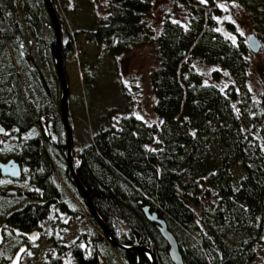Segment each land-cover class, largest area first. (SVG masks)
<instances>
[{
    "label": "trees",
    "instance_id": "trees-1",
    "mask_svg": "<svg viewBox=\"0 0 264 264\" xmlns=\"http://www.w3.org/2000/svg\"><path fill=\"white\" fill-rule=\"evenodd\" d=\"M240 1L264 33V0ZM181 2L186 21L165 17L156 36L158 65L151 70L150 83L156 96L153 109L161 120L160 127L146 125L150 136L143 137L138 133L137 118L133 114L122 116L116 124L99 126L94 142L81 152L76 153L71 147L72 163L98 215L114 238L128 247L122 250L127 264H153L143 247L153 253L157 264H166L164 258L172 264L168 244L161 235L163 248L157 243L154 237V232L159 233L157 224L147 220L142 211L144 205H149L166 222L172 219L183 229L197 231L192 244L177 242L183 264H250L256 255L255 244H264V91L257 101L246 91L248 47L241 38L234 40L232 22L218 21L221 12L217 1ZM52 3L62 20L57 1ZM151 9V0H110L107 21L94 22L92 28L75 26L72 31L75 35L88 34L89 42L104 47L111 56H119L145 45L154 36L146 18ZM30 14L34 16L33 12ZM18 33L20 29L14 23L13 30L4 38L11 41ZM4 38L0 36L1 41ZM51 48L54 51L53 43ZM62 49L65 69V46ZM199 61L212 65L211 82H206L196 69L195 63ZM1 68L11 73L0 86V120L20 134L36 125L44 131V114L49 109L46 102L42 100L37 106L32 100L23 99L18 73L6 66L0 50ZM93 80L89 74L88 85ZM37 82L47 95L49 88L42 73ZM242 87L247 103L244 110L237 112L235 105L239 103ZM54 106L59 114L53 116L46 129L67 157L68 134L61 103ZM68 122L73 133L69 116ZM154 135L160 140L163 156L148 147ZM44 137L45 142L37 135L20 146V160L33 183L28 194L36 200L7 220L24 228L37 226L57 207L72 216L82 215L81 211L69 210L62 201L63 192L56 183L55 166L47 150L46 132ZM215 137L224 142L227 150L217 158L205 160L204 148ZM235 158L244 171L238 186L228 177ZM180 161L188 171L199 170V178L189 185L179 184L183 171L174 164ZM165 163L171 165V170L158 173V167ZM66 176L73 182L69 168ZM87 209L90 221L104 233L88 206ZM225 226L243 231L245 238L232 246L226 238ZM76 241L66 245L55 238V249L62 255L68 249L77 264H98L99 250L95 247L88 251ZM52 259V264H60L55 257ZM5 261L0 258V264Z\"/></svg>",
    "mask_w": 264,
    "mask_h": 264
},
{
    "label": "rangeland",
    "instance_id": "rangeland-1",
    "mask_svg": "<svg viewBox=\"0 0 264 264\" xmlns=\"http://www.w3.org/2000/svg\"><path fill=\"white\" fill-rule=\"evenodd\" d=\"M32 1H34L33 5ZM56 1L57 8L63 17L61 20L58 14L62 46L66 48L67 106L70 124L73 128L72 149H75L76 153L81 152L94 142V135L99 126L107 127L116 124L122 116L130 114L138 120V133L148 138L150 134L145 126L160 127L161 125V120L153 109L156 96L150 83L151 70L158 65L156 36L165 17L178 22L186 21L187 17L181 0H151L152 9L146 14V18L151 23L154 36L145 45L133 48L129 53L119 56H111L104 47L89 42L88 34L75 35L72 31L75 26L92 28L94 22L107 21L110 0ZM216 1L221 12L218 21L221 23L222 20H228L235 26L234 40L239 37L246 44L245 36L253 33L261 41L257 52L248 49L249 63L244 80V87L247 88L246 91L249 92L250 98L257 101L264 91L262 26L253 19L240 0ZM0 9L1 38L11 33L14 23L20 29L18 33L20 35L13 36L11 41L5 38L3 41L0 40V43L5 46L0 45V50L6 59V66L18 73L20 89L26 102L32 100L37 106L42 100L46 102V107L49 109L44 114V119L46 118L50 126L53 116L59 114L54 105L58 104L59 107L62 88L55 66L54 51L51 48V43L55 42V34L45 2L44 0H0ZM31 12L34 16L30 14ZM195 67L206 82L212 81V65L199 61L195 63ZM4 69L0 70V86L5 84L6 76L11 73V71L5 72ZM40 73L48 84L47 95H44L37 82ZM89 74L94 77L92 85H88ZM227 80L224 79V81ZM221 84L224 82L221 81ZM244 87L241 88L239 103L235 105L237 112L244 110L247 103ZM9 131L10 136L8 135L4 142H9L10 137L14 135L13 128ZM40 131L42 132L41 127L36 125L24 133L22 138L32 137ZM51 137L52 141H55L54 136L51 135ZM148 147L163 156L157 135L152 137V142L148 144ZM47 150L55 166V180L63 192L64 203L66 206L68 204L67 208H71L72 211H81L82 215L72 216L60 207L53 209L42 221L39 234L31 238L29 244L25 246L20 245V236L15 231L0 229V258L4 257L6 260L1 264H52V258L56 254L55 238L66 245L77 240L76 243L81 244L88 251L96 247L100 253L98 264H127L122 249L116 247L108 236L90 221L85 199L76 185L66 176L68 168L66 155L62 154L52 143L47 144ZM225 150L227 149L224 142L215 137L209 146L204 148V158L205 160L217 158L220 153H225ZM174 167L183 171L179 181L180 186L189 185L199 178V170L188 171L181 161L174 164ZM165 170H171V165L165 163L163 167H158V173ZM23 176L20 185L22 184V188L26 190L30 189L27 170H23ZM228 177L235 186H238L244 177V171L236 158L229 168ZM144 196L151 199L146 194ZM17 201L11 200L10 202V198L0 200V228L3 227L1 217L10 209L18 207L20 202L17 203ZM194 210L198 209L194 208ZM167 223L177 242L190 245L196 241V230L183 229L172 219H167ZM224 232L232 246H237L245 238L243 231L234 230L229 226L224 227ZM154 234L157 243L163 248L160 234L158 232ZM91 237L95 238V247H93L94 241ZM255 251L256 255L250 264H261L264 244L256 243ZM164 259L166 264H169L167 259ZM60 261L61 264H77L68 249L61 256Z\"/></svg>",
    "mask_w": 264,
    "mask_h": 264
},
{
    "label": "water",
    "instance_id": "water-1",
    "mask_svg": "<svg viewBox=\"0 0 264 264\" xmlns=\"http://www.w3.org/2000/svg\"><path fill=\"white\" fill-rule=\"evenodd\" d=\"M46 8L51 20V25L53 27V31L55 34V42H54V56H55V66L57 70V75L61 84L62 88V97H61V116L64 123V126L67 130L68 134V140H67V161H68V168L69 172L71 174L72 180L74 184L76 185L77 189L79 190L81 196L85 199L87 206L89 207L92 215L96 218V220L99 222V224L102 226L104 233L108 236L110 241L119 249L126 250L128 247L120 244L113 236L111 230L109 227L104 223V221L101 219V217L98 215L97 211L94 208L93 201L91 196L89 195L87 189L84 187V185L80 182L78 179V176L75 173L74 166L71 159V137L72 132L71 128L68 122V106H67V98H68V84H67V78L66 73L64 69L63 64V58H62V38H61V24L58 18V15L54 9L52 0H45ZM246 46L249 50L252 52H257L261 46V41L259 38L253 34L249 33L245 36ZM4 131V127L0 124V132ZM0 168L2 169L4 174H11L14 176L20 175V167L17 164V166L12 167L9 169L8 163H3L0 161ZM142 211L147 218V220L152 221L157 224L158 231L160 235L164 238V240L168 244V254L171 259L172 264H183L182 257L179 251L178 243L171 232V230L168 228V224L166 220L158 215L156 211H151L149 205L142 206ZM36 231L31 233V235H35ZM142 250L147 252L152 260L153 264H157L156 258L154 257L153 253L147 248L143 247Z\"/></svg>",
    "mask_w": 264,
    "mask_h": 264
},
{
    "label": "flooded vegetation",
    "instance_id": "flooded-vegetation-1",
    "mask_svg": "<svg viewBox=\"0 0 264 264\" xmlns=\"http://www.w3.org/2000/svg\"><path fill=\"white\" fill-rule=\"evenodd\" d=\"M46 122V123H45ZM0 124L2 125V127H4V131L0 132V161L3 163H8L9 169L12 167L17 166V164L20 167V175L19 176H14L11 174H4L2 169L0 168V200H6L10 198V202L11 200H16L18 199L17 203H19V206L14 208V209H10V211H8L6 214H4V216L1 217V222L3 224V227H1L0 229L6 230L9 229L10 232H16L18 234L19 237V242L21 246H25L29 244V241L31 238H34L37 234H39L41 226H42V221L37 225V226H32L29 228H24L22 226H20L19 224H15L12 221H8L7 218L9 216H11L14 212L22 209L28 202L32 201V200H36V198L30 196L28 194V192L33 189V183L30 181L29 177L27 179L28 183L30 184L31 188L30 189H25L22 188V184L20 185V182L22 180L23 176V170H27V168L25 167V165L22 163V161L20 160V156H19V152H20V146L21 143L28 141L31 138L36 137L37 135H40L42 137V139L45 142V137H44V133L46 132V134L48 135V142L47 143H52L55 144V141H52V137L51 134L49 132V130L46 129V127H48V121L46 120V118L44 119V131L42 130V132H38L37 134H34L32 137L23 139V134L26 133H19L17 131V129L15 127L6 125L3 121L0 120ZM13 128L15 130L14 135H12V137H10L11 140H9V142H4V139L8 138L7 136H10V129ZM31 130V129H30ZM6 146V147H5ZM8 149L10 151H15V152H10L8 151ZM27 176H28V171H27ZM3 182V183H2ZM60 189V188H59ZM61 190V189H60ZM64 199H62L63 201ZM64 202V201H63ZM68 206V204H67ZM71 208H69L70 210ZM10 224H9V223ZM34 231H36L35 235H31V233H33ZM56 249V254H55V258L57 259V261L61 264V252ZM124 251V250H123Z\"/></svg>",
    "mask_w": 264,
    "mask_h": 264
}]
</instances>
